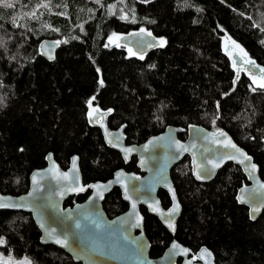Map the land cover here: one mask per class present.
I'll return each instance as SVG.
<instances>
[{"label":"trees","instance_id":"1","mask_svg":"<svg viewBox=\"0 0 264 264\" xmlns=\"http://www.w3.org/2000/svg\"><path fill=\"white\" fill-rule=\"evenodd\" d=\"M7 2L13 7L0 6L1 193L24 192L29 172L44 165L47 152L63 169L76 154L83 184L105 180L119 167L139 173L134 156L124 164L88 124L92 97V108L108 110L110 128L124 124L126 142L140 143L167 125L181 128L180 139L190 124L222 128L252 157L264 180V88L251 87L244 77L234 82L220 49L221 39L230 38L264 66V0ZM30 8L38 17L21 24L17 17ZM140 27L163 46L141 59L109 45L114 34ZM45 37L58 41L52 60L38 52ZM169 176L181 205L174 234L140 206L150 257L175 238L192 258L206 246L216 264H264V206L251 221L247 208L236 202L237 188L246 183L237 165L225 163L210 181L197 182L185 155ZM87 193L70 196L63 205L82 201ZM157 196L167 207V193L159 189ZM101 207L113 217L127 204L114 187ZM0 238L3 252L34 264H80L41 244L28 212L0 210Z\"/></svg>","mask_w":264,"mask_h":264},{"label":"water","instance_id":"2","mask_svg":"<svg viewBox=\"0 0 264 264\" xmlns=\"http://www.w3.org/2000/svg\"><path fill=\"white\" fill-rule=\"evenodd\" d=\"M141 29L144 31L141 32ZM149 33L150 30L142 27L119 33L118 37L121 39L117 40L116 45L128 51L131 49L137 56H144L160 46L159 37ZM109 45L114 44L109 42ZM57 46L58 41L54 38H42L38 43L39 55L46 60H52ZM229 48L237 50L238 54H231V51L228 52ZM220 49L230 62L234 82L240 72H244L249 77L264 76L260 71L264 66L255 62L247 63L246 61L254 60L245 55L246 52L235 41L227 37L221 39ZM242 59L245 69L237 68ZM256 87L261 88L258 84L253 88ZM107 115L108 110L99 109V112L94 113L91 121L89 115L87 116V122L98 128L103 143L117 151L124 164L134 156L139 173L119 167L105 180L83 184L76 154L69 157L68 165L63 169L54 160L52 153L47 152L44 165L29 172L28 184L24 192L20 194L0 192V202L9 205L0 210L28 212L39 231V242L63 250L74 262L80 264H216L212 251L206 246H200L195 252V257L192 258L189 249L175 238L168 242L161 254L150 257L149 241L143 230L140 206L144 207L148 214L155 216L170 235L174 234L181 205L174 191L169 170L186 155L189 159L191 176L197 182L210 181L225 163L237 165L245 176L246 183L237 188L234 198L239 205L247 208L248 218L253 221L260 215L264 206V187H262L264 180L258 176V168L252 157L224 129L210 130L196 124L186 127L183 139L177 136L180 127L167 125L162 131L150 135L140 143L126 142L124 124L110 128L107 125ZM220 131L226 133V136H219ZM225 140H231L236 148H225L222 143ZM177 145H182L183 148H178ZM125 149L131 151L126 152ZM236 149L251 159L245 160ZM228 156L235 158L229 159ZM209 161L220 163V167L213 169ZM252 165L256 166L255 169ZM204 168L209 170L205 174L206 178L197 179L196 171ZM118 173L119 181H117ZM94 185L102 187L99 189L90 187ZM114 187L118 188L120 197L127 207L123 212L107 217L101 202ZM80 188L85 190L79 191ZM159 189L165 191L169 197L167 207H162L160 204L157 196ZM86 191L88 193L82 201L63 205L68 197ZM134 202L135 209L132 208ZM176 204L179 206L178 211L173 212ZM153 208L157 210L153 211ZM253 209L258 211L254 212ZM169 222L173 224V228L168 227ZM137 223L138 226L134 227L133 225ZM77 224L80 225L79 228L76 227ZM57 238L67 240V244L56 243ZM173 244L178 247L173 248Z\"/></svg>","mask_w":264,"mask_h":264},{"label":"snow or ice","instance_id":"3","mask_svg":"<svg viewBox=\"0 0 264 264\" xmlns=\"http://www.w3.org/2000/svg\"><path fill=\"white\" fill-rule=\"evenodd\" d=\"M0 6L11 8V7H13V4L8 3L7 0H0ZM112 7H115V6L113 5ZM121 18L123 19L124 17H121ZM143 31H144V29H141V32H143ZM149 35H151V33H149ZM119 39H121V38L118 37V36H115V34L113 35V37L110 38V40H111L112 42H115V41H117V40H119ZM163 43H164V41H160V45H161V46H163ZM117 46H119V45H117ZM149 46L151 47L152 45H149ZM129 54H130V55H136V53L133 52L131 49H129ZM245 55H246V53H245ZM140 58L143 59V58H144L143 55H141ZM246 62H247V63H250V64H254V61H250V60H249V61H246ZM260 71H261L262 73H264V69H261ZM252 79H253V83L258 84L259 87H261V88H264V76H261V77H259V78L253 76ZM102 84H103V81H101V85H102ZM94 99H95V97H92V99L88 101L89 108L91 109V111L88 113L89 118H90V121H91V119H92L94 113L99 112V109H98V108H92V100H94ZM109 111H111V110H109ZM218 135H219V136H226V133L220 131V132H218ZM150 143H152V141H150ZM222 143H223V146H224L225 148H229V147H230V148H234V149L236 148V145L233 144L231 140H225V141H223ZM177 147H178V148H183L182 145H177ZM185 150H187V149H185ZM236 150H237V152H240V155H241V156H244V159H245V160H250V159H251L250 157L246 156L243 152H241L239 149H236ZM125 151H126V152H130L131 149H125ZM228 158H229V159H234L235 157H233V156H228ZM209 163L212 164V168H213V169L220 167V163H216V162H213V161H209ZM241 163H243V161H241ZM73 165L75 166V158L73 159ZM197 167H198V169H200V166H199V165H198ZM255 167H256L255 165H252V168H253V169H255ZM208 171H209V170L206 169V168H204V169H202V170H198V171H196V173H195V174H196V178H197V179H204V178H206V175H205V174H206ZM65 175H67V174H65ZM119 178H120V174L118 173V174H117V181H119ZM33 179H34V181H35V177H33ZM90 187H95V188L99 189V188L102 187V186H101V185H94V186H90ZM262 187H264V185H262ZM84 190H85V189H83V188H80V189H79V191H84ZM126 191H127V189H126ZM29 195H31V193H30ZM126 198H128V197L126 196ZM173 199L175 200V195H174V193H173ZM8 206H9L8 204L3 203V202H0V208L8 207ZM150 207H151V206H150ZM178 207H179L178 204H176V205L174 206V208H173V212L178 211ZM132 208H133V209L136 208V204H135V202L132 204ZM152 210H153V211H156L157 209L153 208ZM253 211H254V212H255V211H258V209H253ZM169 215H171V213H169ZM133 226H134V227H135V226H138V223H137V225H133ZM41 227H43V224H41ZM76 227L79 228L80 225L77 224ZM168 227H169V228H173V224H172L171 222H169V223H168ZM49 235H51V233H49ZM55 242L58 243V244H61V245H66V244H67V240H61V239H59V238H57ZM2 244H4V241H3L2 239H0V245H2ZM177 247H178V245L173 244V248H177ZM184 252H185V254H186V253H187V250L185 249ZM202 255H203V254H202ZM209 255H210V254H209ZM5 264H8V262H5ZM21 264H29V262L25 260V261H22Z\"/></svg>","mask_w":264,"mask_h":264},{"label":"rangeland","instance_id":"4","mask_svg":"<svg viewBox=\"0 0 264 264\" xmlns=\"http://www.w3.org/2000/svg\"><path fill=\"white\" fill-rule=\"evenodd\" d=\"M12 1L16 2L17 0H12ZM37 17H38V13L33 8H30V9H28V11H26L23 14H21L20 16H18L17 19L18 18L20 19L19 22L21 24H25L27 22L29 24L32 20L36 19ZM115 36H118V34H115ZM111 37H113V36H111ZM111 37H109L107 40L110 43L116 45L117 41L112 42L110 40ZM159 39L161 40V38H159ZM230 51H231V54H235V53L238 54V51L235 49L229 48L228 52H230ZM126 52H127V54H129V51H126ZM232 61H233V59H232ZM25 260L28 261L29 264H34L29 259H27L24 255L14 256L11 252H9V251L3 252L0 249V264H5V262H8V264H21V262L25 261Z\"/></svg>","mask_w":264,"mask_h":264},{"label":"flooded vegetation","instance_id":"5","mask_svg":"<svg viewBox=\"0 0 264 264\" xmlns=\"http://www.w3.org/2000/svg\"><path fill=\"white\" fill-rule=\"evenodd\" d=\"M229 63H230V62H229ZM244 64H245V63H244V59H242V62L240 63L239 66H237V68L245 69ZM238 77H244V78L246 79L247 83H248L251 87H255V86H256V83H253V79H252L253 75H251V76L249 77V76H246L244 72H240V73H238L237 78H238ZM259 77H260V76H259ZM259 77H258V78H259ZM256 88H257V87H256Z\"/></svg>","mask_w":264,"mask_h":264}]
</instances>
